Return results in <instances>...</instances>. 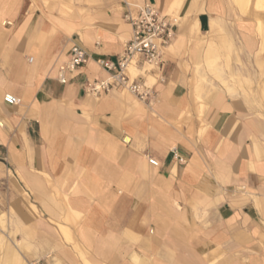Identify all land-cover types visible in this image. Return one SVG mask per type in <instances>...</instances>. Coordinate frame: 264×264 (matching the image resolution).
Returning <instances> with one entry per match:
<instances>
[{
  "label": "crops",
  "instance_id": "crops-1",
  "mask_svg": "<svg viewBox=\"0 0 264 264\" xmlns=\"http://www.w3.org/2000/svg\"><path fill=\"white\" fill-rule=\"evenodd\" d=\"M144 3L172 24L158 69L136 68L149 98L86 93L107 79L98 60H117ZM77 8L0 0V264H264L257 19L238 23L228 0ZM73 45L88 60L62 84Z\"/></svg>",
  "mask_w": 264,
  "mask_h": 264
},
{
  "label": "built area",
  "instance_id": "built-area-1",
  "mask_svg": "<svg viewBox=\"0 0 264 264\" xmlns=\"http://www.w3.org/2000/svg\"><path fill=\"white\" fill-rule=\"evenodd\" d=\"M131 33L125 41L122 53L115 62L99 59L98 64L108 75L107 79L101 81H90L85 84L86 93L98 96L108 93L113 88L120 89L134 96L139 101H147L150 96V89L138 77H131L129 69H136L138 66L147 65L151 70L158 69L161 64L162 53L168 46L172 38V24L168 17L161 14L152 3H144L129 18ZM88 55L84 49L78 45H73L70 50V59L59 67L58 80L64 84L65 74L74 73L77 69L85 65ZM3 102L13 106L18 104V100L7 95ZM172 158L180 163L184 160L179 152L173 149ZM151 166L157 167L158 162L148 159Z\"/></svg>",
  "mask_w": 264,
  "mask_h": 264
},
{
  "label": "rangeland",
  "instance_id": "rangeland-1",
  "mask_svg": "<svg viewBox=\"0 0 264 264\" xmlns=\"http://www.w3.org/2000/svg\"><path fill=\"white\" fill-rule=\"evenodd\" d=\"M33 5H42L44 6L50 13H54L58 16H69V15H82L84 13L83 10L78 9L77 7L82 6L84 3H86L87 0H30ZM232 6L236 9V18L238 23H243L244 19L247 18H254L257 19V26H256V34L259 36V38H262L263 41H260V49L264 51V22L260 21L261 18H264V0H258V3L256 4V0H244L243 5L238 4L236 0H228ZM261 3V4H260ZM248 4V5H247ZM70 6V7H69ZM71 9L70 13H68V10ZM212 49H215L214 51L217 52V54L222 53L223 50H226L224 46L217 45L216 47H213ZM238 49L242 50V45H238ZM165 51V50H164ZM223 61V58H218L217 61ZM240 60V59H238ZM238 64H242L238 61ZM145 70L151 71V67H148L147 65L144 66ZM129 74L131 77H136L138 73L136 72V69H129ZM1 151V149H0ZM24 197V194H22ZM12 213L14 212V209L10 210ZM5 215H3L0 218V226L2 229H5ZM6 245V240L4 237L0 236V252L4 251ZM2 261V258L0 259Z\"/></svg>",
  "mask_w": 264,
  "mask_h": 264
},
{
  "label": "bare ground",
  "instance_id": "bare-ground-1",
  "mask_svg": "<svg viewBox=\"0 0 264 264\" xmlns=\"http://www.w3.org/2000/svg\"><path fill=\"white\" fill-rule=\"evenodd\" d=\"M239 1H240V0H239ZM260 4H261V3H260ZM247 5H248V4H247ZM67 10H68V9H67ZM69 10H70V9H69ZM69 10H68V12H69ZM78 34H80V33H78ZM13 94H14V93H13ZM13 94H12V95H13ZM7 95H8V94H7ZM7 95H5V96H7ZM12 95H11V96H12ZM5 96H4V97H5ZM3 99H4V98H3ZM0 127H2L1 124H0ZM2 252H3V251H2ZM21 256H22V255H21Z\"/></svg>",
  "mask_w": 264,
  "mask_h": 264
}]
</instances>
